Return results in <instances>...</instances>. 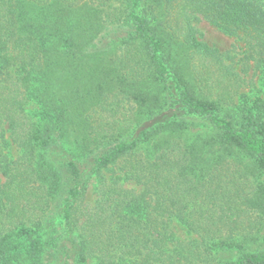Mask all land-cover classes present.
Returning <instances> with one entry per match:
<instances>
[{
	"label": "trees",
	"instance_id": "1",
	"mask_svg": "<svg viewBox=\"0 0 264 264\" xmlns=\"http://www.w3.org/2000/svg\"><path fill=\"white\" fill-rule=\"evenodd\" d=\"M42 1L0 0V264H264V0H122L113 67L98 11ZM201 19L243 49L200 39ZM112 89L150 110L134 138L93 118Z\"/></svg>",
	"mask_w": 264,
	"mask_h": 264
},
{
	"label": "rangeland",
	"instance_id": "2",
	"mask_svg": "<svg viewBox=\"0 0 264 264\" xmlns=\"http://www.w3.org/2000/svg\"><path fill=\"white\" fill-rule=\"evenodd\" d=\"M47 3L46 0L42 1V5H45ZM74 8H80L78 11V15L80 17H83V15L89 10L93 9L95 11L99 12L100 18L97 19L98 24L100 23L99 33L97 36H95L94 39V45L98 44L99 50H103L105 48H109L107 53L105 55L103 52L96 55L94 58L95 60L99 59L101 60L104 56L109 60L110 67L114 66V62H121L120 57L123 56L124 52L127 50L129 45H126L124 43V40H126L127 32L126 30H129V27L125 25V23L121 22L120 20H124V7L122 4V0H73ZM82 7V8H81ZM198 29H199V36L200 39L204 40L207 44L214 46L218 48L220 51H226L228 49H231L234 46H240V50L244 47V41L237 36L229 35L224 33L222 30H220L215 25L211 24L209 21L205 19H201L196 23ZM181 40V39H179ZM134 46V45H133ZM241 54L238 56L240 57ZM192 60L189 61V65L193 66L194 63H199L201 60H199V57H193ZM196 58V59H195ZM127 66H132V62L127 61ZM239 70L241 67V63H239ZM109 67V68H110ZM251 74V71L250 73ZM147 76V75H146ZM145 79V78H144ZM148 82H144L143 79H136L133 78L131 74L128 76V82H133L132 88L135 86H138L142 88V91L146 92H152L154 91V87L156 86L155 93L159 89V86L156 83H152V79L150 75L147 76ZM116 82V80H114ZM113 82V83H115ZM136 82V83H134ZM113 88V87H112ZM122 88H128V87H122ZM114 89H118L117 87ZM114 89L111 91H108V95L106 96V100L109 102H118L116 105L113 102L110 105L105 106L104 109H98L94 114L93 118H95L99 123L102 124L101 131L103 133L108 131L109 128H112V131L115 130L116 132H120L121 137H127L130 136L134 138L142 127V125L147 122L146 119L150 113V110L147 111L144 106H141L138 102H136L131 95V93H127L126 89L123 91H119L117 93ZM114 90V91H113ZM160 90V89H159ZM113 91V92H112ZM158 93V92H157ZM149 94V93H148ZM256 94V93H253ZM27 110L29 113L34 115V117H37L39 113L38 105L35 101L29 100L27 104ZM153 117V116H152ZM150 120V122H152ZM110 122H112V125H110ZM203 128V126L198 127L196 125L192 129H190L189 132L196 133V131ZM108 133H110L108 131ZM168 134V133H167ZM167 134L160 139H164ZM169 135V134H168ZM152 141H146L142 139L139 143H137L136 148L133 150L134 154L133 156L136 157V154H140V152L144 151L147 148H152ZM103 150V147L100 148ZM9 153L12 157H15L18 155V149L15 144H11L9 147ZM130 156V155H129ZM119 165L113 167H103L100 168V171L102 172L103 177H109L113 175L112 169L115 171L119 170ZM98 174H94L91 177L90 184H89V190L87 192L88 194V200L93 203L97 198V190L99 186L98 181ZM126 186L129 187H135L137 190L142 188L140 185L137 186L135 182L130 179L127 181ZM174 231L176 232V237L183 238L186 236V232L184 229H182L180 226H176L174 228ZM262 235L264 234V230H262ZM253 244H256L254 242ZM91 264H94L93 262Z\"/></svg>",
	"mask_w": 264,
	"mask_h": 264
}]
</instances>
